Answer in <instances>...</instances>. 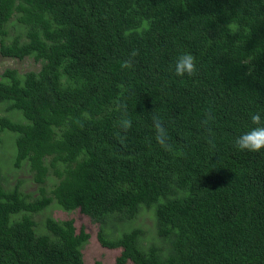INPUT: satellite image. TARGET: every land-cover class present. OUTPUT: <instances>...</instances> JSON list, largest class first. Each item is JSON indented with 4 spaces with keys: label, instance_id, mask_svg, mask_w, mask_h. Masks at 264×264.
I'll list each match as a JSON object with an SVG mask.
<instances>
[{
    "label": "trees",
    "instance_id": "obj_1",
    "mask_svg": "<svg viewBox=\"0 0 264 264\" xmlns=\"http://www.w3.org/2000/svg\"><path fill=\"white\" fill-rule=\"evenodd\" d=\"M184 53L191 77L174 73ZM0 57L39 66L0 75V106L25 120L0 116L18 179L0 172V264H85L83 226L34 222L53 206L95 225L113 264H264V150L234 147L264 119V0H0Z\"/></svg>",
    "mask_w": 264,
    "mask_h": 264
},
{
    "label": "rangeland",
    "instance_id": "obj_2",
    "mask_svg": "<svg viewBox=\"0 0 264 264\" xmlns=\"http://www.w3.org/2000/svg\"><path fill=\"white\" fill-rule=\"evenodd\" d=\"M38 64L34 63L31 58H25L24 60H9L3 59L0 57V75L5 69H14L17 71L18 74H23L29 72L30 70H36L38 68ZM64 83H62L63 85ZM0 116H7L14 121L25 123V120L21 116V114L17 111H13L11 113H6L4 111V106H0ZM13 138L14 135L10 134L9 132H4L1 135V139L3 142V146H0V172H1V180L2 185L5 189H9L5 182V179H15L14 182L18 181L14 170L11 169L12 163L10 162V158L8 157L13 150ZM2 145V144H0ZM11 145V146H10ZM12 149V150H11ZM13 156V152H12ZM11 156V158H12ZM13 167V165H12ZM18 174V173H17ZM19 175L25 179V173L23 169H20ZM23 189L25 191H32L33 188L31 184L28 182L27 184H23ZM51 217L54 220H73L74 225L77 227V230H80V226H83V230L90 234V241L87 245L84 246L83 255H84V262L85 264H92L93 260H100L103 263L108 261V264H113V258L118 256V252L114 250H108L106 248L101 247L97 243L96 239V226L91 225L83 216L76 212H65L61 210L59 207L53 206L49 207L47 210L43 211L38 215H34V222L36 224H40L44 218ZM141 224H148L150 221L149 214L147 212L141 213L140 217L138 218ZM145 226V225H144ZM143 226V227H144ZM145 228V227H144ZM109 231V230H108Z\"/></svg>",
    "mask_w": 264,
    "mask_h": 264
},
{
    "label": "clouds",
    "instance_id": "obj_3",
    "mask_svg": "<svg viewBox=\"0 0 264 264\" xmlns=\"http://www.w3.org/2000/svg\"><path fill=\"white\" fill-rule=\"evenodd\" d=\"M138 54L133 51L129 59L121 63L122 69H129L132 67V58ZM197 71L196 58L190 53H184L177 57L174 65V73L177 77L193 76ZM117 110L121 111L120 118L116 121V126L123 133H127L133 127V120L127 112V106L119 104ZM87 115V114H85ZM205 118L202 120V126L208 132V143L212 148H215L213 142L211 129L207 125L214 119L211 110L204 114ZM251 127L235 138L234 147L239 151H247L251 153H258L264 150V119L260 113H255L250 116ZM79 123V122H78ZM152 129L154 131L153 140L155 144L168 152L173 151V145L169 136L168 129L159 115L152 116ZM119 134V133H118ZM123 142V137H121ZM182 154V153H180Z\"/></svg>",
    "mask_w": 264,
    "mask_h": 264
}]
</instances>
